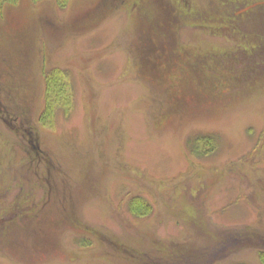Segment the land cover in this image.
<instances>
[{"label": "rangeland", "instance_id": "374dc122", "mask_svg": "<svg viewBox=\"0 0 264 264\" xmlns=\"http://www.w3.org/2000/svg\"><path fill=\"white\" fill-rule=\"evenodd\" d=\"M146 16L130 0L0 12V264H262L264 9L240 20L242 47L182 27L184 48L231 55L224 86L200 91L196 73L173 97ZM53 79L64 96L41 122Z\"/></svg>", "mask_w": 264, "mask_h": 264}, {"label": "trees", "instance_id": "16d2710c", "mask_svg": "<svg viewBox=\"0 0 264 264\" xmlns=\"http://www.w3.org/2000/svg\"><path fill=\"white\" fill-rule=\"evenodd\" d=\"M19 1L20 0H0V12L7 7H17ZM30 1L36 4L45 0ZM56 2L60 8H66L69 0H56ZM130 2L134 6H141L144 10L146 7L147 10L146 25L147 29L149 28V30H147L149 31V42H147L148 44L145 46L147 48L150 47L152 54L156 53V56H154L153 59L150 57L149 60L152 67L159 71L158 73L152 74V80L155 81L157 79L158 85L167 86L170 83L168 79L180 78L181 82L179 84L183 86L185 82L186 87L195 77V74L198 73L197 78L201 91L207 87L205 83L208 82V79L211 77L215 80H224L228 78L227 74L219 71L221 67L217 66L221 61H224L223 64L228 62L231 50L225 48V45H209L203 49L184 48L179 41L180 29L182 27L196 28L197 30H201L206 36H211L212 32H215L214 36L217 35L222 37L225 44L230 42L228 34L231 32L233 35L232 38H237L238 41L240 40V47H242L246 36L239 28L240 20L242 19L241 23L249 30L251 24H246V19L256 13L258 7L264 9V2L260 0H161L159 2H155V0H130ZM258 2L262 3L252 7ZM243 11L245 13H243ZM251 42L252 41L247 40L245 48ZM245 51L247 52V50ZM247 54L253 55L254 52L248 50ZM208 61L211 64L210 66L207 65ZM4 76L7 75H2L0 71V94H2L3 90H6L5 84H2L3 82L1 81V78L4 79ZM53 80L54 83L46 86V107L40 116L41 122L46 118L47 114L48 117L52 115V106L49 103L50 99L54 97L57 99L60 95L64 96L63 84L59 85L60 81L58 82V79ZM213 88L215 89L216 86ZM166 89L168 91V88ZM6 93L8 94L7 90ZM28 193L27 191V194ZM134 200L135 201L131 205L132 213L146 215L150 212L149 205L142 199L136 198ZM27 205L28 201L25 199V206ZM30 213L29 211L24 214L29 217ZM6 230L7 228L5 227L4 231L6 232ZM18 230L16 229L15 231V239L19 238V233L23 229ZM233 241H239V237L235 236ZM0 242H2L0 243L2 247L4 241L0 240ZM33 246L37 252H40L41 249L38 248V243L35 238L33 240ZM212 258L213 256L211 259ZM260 260L262 264H264V253L260 254ZM220 261L221 260H216L214 263L219 264Z\"/></svg>", "mask_w": 264, "mask_h": 264}, {"label": "flooded vegetation", "instance_id": "af4514ba", "mask_svg": "<svg viewBox=\"0 0 264 264\" xmlns=\"http://www.w3.org/2000/svg\"><path fill=\"white\" fill-rule=\"evenodd\" d=\"M262 2H258V3H256L255 5H253V6H258V4H261ZM252 6V7H253ZM248 8H251V7H248ZM248 8H246V9H248ZM246 9H244V10H246ZM184 56V55H183ZM181 57H182V55H181ZM169 81L168 82H170L168 85H167V88H168V92L170 93V94H172V97L174 96V93L172 92V88L173 87H175V86H177L178 85V83H180L181 82V79L180 78H176V79H168ZM225 80V79H224ZM224 80H222V79H218V81L216 82V83H213V82H211V81H209V82H206L205 84L207 85V86H210V85H212L213 87H215L216 86V88L215 89H217L218 87H221V86H224L225 85V82H227L226 80L224 81ZM220 83V84H219ZM191 84V83H190ZM213 87H211V89H214ZM201 91V90H200Z\"/></svg>", "mask_w": 264, "mask_h": 264}]
</instances>
